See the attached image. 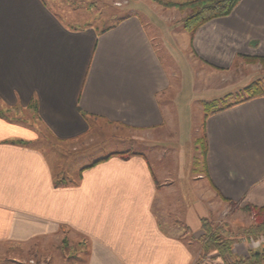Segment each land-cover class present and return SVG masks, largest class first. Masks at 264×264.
<instances>
[{"label": "crops", "instance_id": "obj_1", "mask_svg": "<svg viewBox=\"0 0 264 264\" xmlns=\"http://www.w3.org/2000/svg\"><path fill=\"white\" fill-rule=\"evenodd\" d=\"M138 13L102 30L61 17L47 0H0L1 263L9 250L70 240L87 253L78 264H196L204 220L215 227L233 204L264 207V96L204 115L207 155L195 174L204 182L188 180L185 196L134 151L92 166L112 154L98 158L77 183L58 178L37 146L38 129L7 116L36 106L38 122L60 145L84 146L105 125L157 142L172 120L173 77ZM149 23L167 45L169 29L163 35ZM187 44L193 61L231 91L234 65L264 58V0H241Z\"/></svg>", "mask_w": 264, "mask_h": 264}, {"label": "rangeland", "instance_id": "obj_2", "mask_svg": "<svg viewBox=\"0 0 264 264\" xmlns=\"http://www.w3.org/2000/svg\"><path fill=\"white\" fill-rule=\"evenodd\" d=\"M47 1L61 17L67 20L72 18L73 22L79 24L88 22L102 30L139 12L173 77V86L168 97L172 120L154 137L157 141L155 143L143 144L133 141L132 132L105 125L97 129L93 140H88L90 143L84 146L76 144L68 146L50 139L38 122L34 109L13 110L8 112L7 116L38 129L41 139L37 146L47 153L58 178L64 176L67 181L77 183L82 168L98 158L108 154L134 151L146 154L154 171L168 173L172 184L182 196L191 194V184L188 180L192 183L204 182L195 178V174L203 172L204 169L202 147L198 144V140L203 136L204 101H217L220 106H224L245 98V89L254 83H259L264 88V63L252 62L249 60L251 58H246L243 62L238 61L230 71L231 81H226L232 83L231 91H224L225 87L219 88L217 83L224 84L225 80L215 82L214 72L203 64L194 62L189 50L186 49L190 33L184 29L183 23L191 15V10H182L177 5L193 0ZM149 22L162 29L163 35H166V28L169 29L167 45H164L160 33ZM208 75L210 79H207ZM149 141L148 139L147 142ZM172 203L170 202L169 206ZM174 208L176 209L173 203L172 210H175ZM181 210L182 208H179V211ZM216 217L217 219L219 217V221L215 229L227 235L229 241L234 242L235 249L231 255L224 258V261L217 256L205 257L210 260L208 264H227L234 259H247L251 253L264 249V233L248 236L244 231L261 223L264 220V213H258L250 206L233 204ZM39 246H31L39 249V252L29 250L28 247L9 250L7 259L4 256L0 264H5L6 261L7 264H78L80 259L85 261L87 258L85 250L79 249V245L71 243L70 240H64L63 243L58 240L54 245L50 243L44 248L43 245ZM239 254H245V258L236 257ZM199 262H202L201 257L196 264Z\"/></svg>", "mask_w": 264, "mask_h": 264}, {"label": "trees", "instance_id": "obj_3", "mask_svg": "<svg viewBox=\"0 0 264 264\" xmlns=\"http://www.w3.org/2000/svg\"><path fill=\"white\" fill-rule=\"evenodd\" d=\"M241 0H193L187 3L177 5L178 8L182 10H191V15L184 21V29L190 33L191 36L204 24L217 18H223L229 16ZM252 62L264 63V58H251ZM246 97L238 100L234 103L226 104L220 106L217 101L205 102L204 103V115L205 120L212 114L219 113L223 110L229 109L237 104L260 98L264 96V88L259 83H254L245 89ZM35 111L37 107H32ZM198 144H201V150L203 158L207 155V140L205 134L198 140ZM131 156L134 155L133 152H124L112 154L104 159L96 161L92 166L102 163L113 156ZM205 164V163H204ZM254 211L258 213H264V207L257 208L251 207ZM204 236L202 239V255L201 258L208 257L210 255L213 258L217 256L218 259L224 261L226 256L231 255L234 242L229 241L227 235L222 234L217 231L215 227L209 222V220L203 221ZM248 236L254 235L258 236L264 233V220L254 225L250 230H244ZM264 262V249L262 251L254 252L250 254L247 259H234L231 263L227 264H261Z\"/></svg>", "mask_w": 264, "mask_h": 264}, {"label": "built area", "instance_id": "obj_4", "mask_svg": "<svg viewBox=\"0 0 264 264\" xmlns=\"http://www.w3.org/2000/svg\"><path fill=\"white\" fill-rule=\"evenodd\" d=\"M207 260H208V261H207ZM207 262H210L209 258H208V259H207V258H205V259L203 258V259H202V262H199V264H204V263L206 264ZM207 264H208V263H207Z\"/></svg>", "mask_w": 264, "mask_h": 264}]
</instances>
